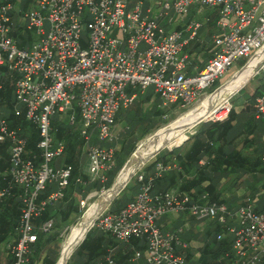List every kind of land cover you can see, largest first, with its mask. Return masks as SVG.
<instances>
[{"label": "built area", "instance_id": "1", "mask_svg": "<svg viewBox=\"0 0 264 264\" xmlns=\"http://www.w3.org/2000/svg\"><path fill=\"white\" fill-rule=\"evenodd\" d=\"M32 1L34 6L22 16L26 28L36 37L30 45L19 46L11 34L15 6L9 0H0V68L15 74V99L25 106L27 119L38 129L40 150L39 161L35 155H26V138L19 129L9 127L0 106V142L9 143V166L4 174L10 177L9 185L0 188V202L13 186H19L23 205L17 238L7 245L13 255L11 264L28 263L38 235L52 230L51 218L39 227L33 220L47 203L64 196L69 182L70 165H50L55 158L64 156L66 150L64 140L53 136L52 117L56 111L74 124L77 110L89 172L92 179L105 182L114 149L94 144L91 139L114 140L117 113L137 97L135 92H127L128 87L143 92L153 85L160 108L185 106L211 95L214 89L207 90L239 58L246 57L243 68L258 53H264V0H162L158 15L150 19L141 15L140 2L127 9L128 0ZM192 4H197L198 10L218 7L219 17L210 58L195 74H188L187 54L182 53L187 40L181 31L166 30L158 18L167 14L169 8L184 16ZM45 22L47 30L43 28ZM199 26L198 21H189L191 37ZM84 28L87 38L82 36ZM3 73L0 70V91ZM257 74H261L264 86V59L250 78ZM253 107L254 115L264 120V88L255 97ZM231 108L228 103L216 107L213 116L205 120H223ZM223 111L225 114L218 116ZM261 160L264 161V151ZM164 169L165 166L158 165L147 178L139 169L135 173L139 183L135 196L116 211L105 209L91 226L120 242H128L131 237L143 238L146 264H194L178 251L188 247L181 238L187 224L170 232L158 224L164 215L186 212L197 220H216L226 226L217 239L228 234L233 237L236 264L261 261L264 204L259 206L255 199L246 198L236 210H230L225 203L209 199L207 192L195 197L178 189L153 192L154 181ZM76 181L81 182L79 177ZM48 183H55L57 189L38 201ZM140 257L141 252L136 251L134 259ZM99 264L114 261L106 257Z\"/></svg>", "mask_w": 264, "mask_h": 264}, {"label": "trees", "instance_id": "2", "mask_svg": "<svg viewBox=\"0 0 264 264\" xmlns=\"http://www.w3.org/2000/svg\"><path fill=\"white\" fill-rule=\"evenodd\" d=\"M10 1L13 2V0ZM28 2L29 1L24 4V10L28 7ZM13 36L16 38L18 45L23 46V36L18 35V33H13ZM0 70L1 72H4L1 76L3 89L0 91V106L2 116L7 120L10 128H19V132L26 138V155L30 157L32 155H35L36 160L39 161L40 150L37 147V143L39 141L38 129L30 120L27 119L25 106L19 108L17 100L15 98V100L11 99L12 94L14 95L15 89V74H9L8 72H5L4 67L0 68ZM258 92L259 91L252 94L251 96H248L245 99L243 108L239 113H237L234 106H232L228 113V116L225 119L215 121L209 120L203 122V126L200 131L193 134L188 139L191 140L190 148L184 155V157L179 158L178 156L179 165L184 168V171L186 173L187 168L196 169L192 178H186L183 180L184 182L179 186L181 191L183 190L190 194H193L191 192L192 190H195V192L198 193L207 192L209 195V199L212 198L211 200H217L220 203H225L228 208H231L233 207L234 202L228 203V200L224 197L221 198L220 195L225 193L224 191L229 189V192H231V189L234 188L235 184L243 177L244 174L264 175V161L261 160V153L264 151V140L262 139L264 126L260 124L258 120H256L253 113V102ZM147 101H150V96H142L137 101L135 100L131 104L135 105L133 111L135 112V114L133 116H129L130 121L132 120L133 122L135 120L134 122H136L139 121V119L142 120V118L145 117L149 112L154 118L161 115L162 111L158 106L159 99L155 98L151 104L150 109H146L145 111L143 110L142 106ZM16 111H19V113L17 114ZM78 118V125L80 126V117L77 110L75 112L74 124H70L67 120H64L63 122L58 124H56L55 121H52L54 138L64 140L66 145L64 163L71 166V174L66 188L73 182H78L76 181V179L78 178L80 173L79 158L83 147V139L81 138L77 127L72 126L76 125ZM137 128L138 126H136V129ZM148 130L149 129L145 130L143 133H146ZM133 136L134 135H132V142L131 138L124 140L123 143L121 142L122 148L120 151L125 150V153H128L130 149H132L133 146L131 144H133ZM6 144V141L0 142V172L6 171L9 166V160L8 162L6 161V153L8 149V144ZM201 158H205L206 161L203 166L198 167L197 163ZM119 169L117 170L115 175L118 173ZM232 174H235V176L232 177ZM121 175L118 177V179L121 177ZM165 176L156 178V183L158 184V186H163V179H165ZM169 179V184L163 186L165 189H169L170 187L174 186V184H176L175 175H172ZM134 181V185L138 187V182L136 181V179ZM227 181L229 185H225L227 184ZM204 182H208V184L205 186ZM9 183L10 177L8 175L0 177V188L8 186ZM111 184L112 182L105 187L108 188ZM250 188V195L254 196L255 193H253V191L255 188H253L252 185L250 186ZM51 189L52 185L48 183L42 194H39L38 201L46 199L52 192ZM98 189H100V186H98ZM20 192L21 190L19 186H13V188L10 190V194L5 196L0 202V247L1 245L6 243V245H8L11 238H17L16 228L19 224L23 206L22 201L19 197ZM245 197L243 198L241 203L246 199ZM116 200L117 198H115L111 203V211L117 210L121 207L118 205L117 208H114V202ZM49 205L50 203H47L44 209L39 214L40 217L37 220L38 222H44L49 219ZM79 211L80 207H70L67 214L63 216V220L70 219V213L77 214ZM35 219L33 220L34 224ZM209 222L210 224L207 225L208 227L202 240L203 244L198 248L199 256L196 258L197 264L233 263V237L228 234L224 238L218 240L217 234L225 231L226 226L216 220H209ZM53 229L54 226L52 230ZM60 233L61 232L59 231V228L56 231L52 232L44 240L41 247H37L35 252H33L32 255H29V264H35L36 255L38 254V252L41 251L43 247H45L46 245L48 246L49 244L50 246L47 248L44 257L42 258V264H55L59 253L57 245L56 248H54V245L57 243L56 241L58 240ZM110 236L111 235H108V233H105L99 228H91L86 233L83 240L80 241V243L79 240L82 235L73 243L74 247L68 258L69 261H67V264L104 263L105 258L108 254V247L110 246V243L112 241V236ZM145 247L146 245L143 238L131 237L128 242L122 243L120 245V248L114 255H112L111 259L114 261V264H135L133 262L135 252L140 251V260H143ZM6 248L7 256L4 264H11L13 255L10 253L8 246ZM186 249V259L190 260L193 258L194 252H192L191 248ZM258 264H264V257Z\"/></svg>", "mask_w": 264, "mask_h": 264}, {"label": "crops", "instance_id": "3", "mask_svg": "<svg viewBox=\"0 0 264 264\" xmlns=\"http://www.w3.org/2000/svg\"><path fill=\"white\" fill-rule=\"evenodd\" d=\"M27 1H29L28 7L24 10L23 9L24 4ZM161 1L162 0H128L127 9L133 8V6L135 4L140 2L141 15L144 16L145 18L150 19V18H154L158 15ZM12 3L15 6V10L12 12V26L13 27H12L11 34H12V36H13V33H18V35H20V36L22 35L24 38L23 39L24 40L23 46H28L34 41V35L32 34L33 32L31 30H28L26 28L25 20H24L22 14H23V12L27 11L28 9H30L34 6L33 1L32 0H13ZM218 17H219L218 7H204L202 10H198L197 4H192L189 8L188 13L184 16L177 15L172 10V8H169V9H167V14L158 18V22L166 30L181 31L183 38L187 40V42L183 46L182 53L187 54V59H186L187 68L186 69H187L188 74H195L199 69H201L203 67V65L206 63V61L210 58L212 49L214 47L213 38H214V35L217 33L216 21H217ZM191 20H196L200 23V26L197 30V33L193 37H191L192 36L191 31L188 30V28H187V25H188L189 21H191ZM250 80L251 79H249L245 84H247ZM253 88L254 87L249 89V90H251V91H249L250 92L249 96H251L252 94L259 91L257 93V95L255 96V97H257L258 95H260L262 93L264 86H263L262 82H260L259 85L255 88V90H253ZM244 98L245 97H243V99ZM136 99H137V97L135 98V100ZM159 102H160V99H159ZM128 107L123 109V110H127ZM234 108H235V111L237 113H239L241 111V109L243 108V104L235 106ZM1 113H2V111H1ZM238 117H239V115H238ZM254 117L256 118V120H258V122H260V124H262L264 126V120L257 118L255 115H254ZM63 120H65V118ZM119 120H120V110L116 115L114 126H116V124H119ZM202 126H203V123L198 124V126L196 127V129L194 131V134L197 133L198 131H200ZM116 132H117V133H115L116 137L114 138L113 141H99V140H97L96 137H93L91 139V142L94 144H98L100 146H104V147H112L114 149V155H115V152L120 151L122 148L121 144H120V135H121L120 129L116 130ZM262 135H263L262 139L264 140V132ZM188 139L185 140L182 144H180V145L178 144L179 146L174 145L176 147H174L172 149L167 148L165 150H161L162 152L159 151L144 166L143 171L145 172L146 178L151 176L153 173H155V171L158 168V165L165 166V169L161 172V175H160V178L164 177L166 175L165 179H163V186H166L167 184H169V182H170L169 178L172 175L173 176L175 175L176 184H174V186L170 187L169 189H165L163 186H158V184L156 183V180H155L154 181V187L152 189L153 192H155V191H167V190H173V189L180 190L179 186L181 185V183L184 182L183 180L186 178H192V176L194 175L196 168H193V169L187 168V173H186L184 171V168H182L179 165V160H178V156H179V158L184 157V155L187 153V151L190 148L191 140H188ZM138 140L139 139H136L135 135H134L133 136V144H131L133 146L132 149H130V151L128 153H125V157L122 160L119 161L118 158L115 159L110 170H108L106 172H111L113 167L116 168V172L120 167L122 168V166L126 162L127 158L134 151ZM7 144L6 145L8 146L7 147L8 149H7V153H6L7 154L6 161L8 162V160H9L8 159L9 158V143L7 142ZM156 159H158V160H156ZM79 160H80V163H79V170H80L79 172L80 173H79L78 177L80 178L81 182H73L70 186H68L64 190V196L62 198L58 199L57 201H55L53 203H50V205L48 207V214H49V219L51 218L53 220L54 229L51 230L49 233H46V234L40 233L38 235L37 241L34 244H32V246H31V249L33 250L32 252H35L37 247H41L44 240L52 232L56 231L58 228L59 229L62 228L63 224H65L69 221H72L74 219V217L77 214L76 213H70L69 214L70 219H67V220L64 219L63 220V216H65L67 214L70 207H73V206L79 207V202L83 200V197L86 198L91 192H93V191L97 192L99 190L101 191L104 188H106L105 185H100V189H98V187L95 189L91 188L93 184L95 186H99L98 184L101 183V180L92 179V175L89 172L88 158H87L85 151L83 150V147H82V151H81V155H80ZM205 161H206L205 158H201L198 161L197 166L198 167L203 166ZM55 165L56 166L66 165L64 163V158L61 161H54V166ZM120 169H119V171H120ZM4 172H0V177H3L5 175ZM117 174L114 176L115 178H116ZM246 175H252V174H244L243 176H246ZM232 176H235V174H232ZM242 179H243V177H242ZM112 183H113V181H112ZM50 184L52 185V189H51L52 192L55 191L57 189V185L55 183H50ZM102 184H104V183H102ZM207 184H208V182H204L205 186ZM225 185H229V184H225ZM0 186H1V184H0ZM138 187H139V183H138ZM234 188H235V186H234ZM234 188H232L233 191L235 190ZM232 189H231V191H232ZM229 191H230V189L224 191L225 193L221 194L220 197L221 198L224 197L225 199H227L228 203L229 202L235 203V201H238L241 203V201L243 200L242 198L244 196V194H242L243 192L241 191V193H240L237 191L232 196H229L230 195ZM42 192H41V194H42ZM191 192L193 194H190V193L189 194L194 196V197L201 194L200 192L199 193L195 192V190L194 191L192 190ZM254 199L256 200V198H254ZM256 202L258 203L259 206H262L264 204V200H261V202H260V199H259V200H256ZM114 211H116V210H114ZM39 217L40 216H38L35 219V225L37 227H39V225L43 222V221H40V222L37 221ZM208 220H210V219H208ZM201 221L202 220H197L185 212L184 213L181 212L178 214H167V215L160 217L158 220V224L160 225L162 230H164L165 232L174 231L180 225H182L184 223L187 224V228L181 234V238H182V240H184L188 243L187 248H191L192 252H194L193 258L190 259V261H192L196 264H197L196 258L199 256L198 248L202 246V244H203L202 240L205 236V232H206V229L208 227L207 225L210 224L209 221H207L206 223L203 222L204 226L199 227ZM111 240L112 241L110 243V246L108 247V254L106 256V257H110V258L112 257V255H114L118 251V249L120 248V245L122 243H125V242H120L113 237H111ZM14 241H15V239L11 238L9 243H11V242L13 243ZM6 244L1 245V247H0V264H4L6 261V256H7V248H6L7 245ZM49 246H50V244L48 246L46 245L45 247H43L41 249V251L38 252V254L36 255L35 264H42V258L44 257L46 250ZM178 251L186 257L187 249H179L178 248ZM140 259L141 258L134 259L133 262L135 264H143V263L146 264L147 263L145 254H144L143 260H140ZM28 264H29V261H28ZM55 264H56V262H55ZM231 264H236L235 258H234V262Z\"/></svg>", "mask_w": 264, "mask_h": 264}, {"label": "rangeland", "instance_id": "4", "mask_svg": "<svg viewBox=\"0 0 264 264\" xmlns=\"http://www.w3.org/2000/svg\"><path fill=\"white\" fill-rule=\"evenodd\" d=\"M43 28L45 30L48 29L47 22H45ZM87 34H88L87 29L84 28L83 31H82V36L85 37V38H87ZM35 37L36 36L34 35V39H35ZM245 60H246V57L239 58L231 66V68L226 72V74L224 76H222L221 78H219L214 83V85L207 90V92H209V91L217 88L220 84H223L227 80H229L234 75L235 71H237L238 69H240L242 67V65L245 62ZM250 79L251 80L247 84L242 85L236 92H234L233 94H231L229 96V98L227 99V103H228L229 106L232 105V106L235 107V106L244 104V100L250 95V92L249 91H251V90H249V89H251L252 87H254L253 90H255V88L259 85V83L262 82L261 74L254 75V77L253 78H250ZM127 92L128 93L135 92L137 94L136 101L140 97H142V96H150V101L145 102L143 104V106H142L143 107V110H145V111H146V109L147 110L150 109L151 104H152V102H153V100L155 98H159L158 94L155 93V90H154V86L153 85L149 86L143 92H141V90L139 88L128 87L127 88ZM243 97H245V98L243 99ZM14 98L15 97L12 94L11 99L12 100H15ZM203 99H204V96L200 100L196 101L195 103H192V104H189V105H185V106H179V105L178 106L177 105L174 106V105H171V106H168L167 108H160L161 111H162V113H161V115L159 117H155L154 118L151 115V113L149 112L145 117L142 118V120L139 119V121H136V122H134L135 120L133 122H132V120L131 121L129 120V116L130 115L133 116L135 114V112H133L135 105L134 104L133 105H130L128 107L127 111L126 110H123V109L120 110V120H119V124H116V126L113 127V132L115 134V133H117L116 130H119L120 129V134H121L120 135V144H121V142L123 143L124 140L129 139V138H131V142H132V135H135V138L136 139H139L138 142H137V144H136V146H135V149H134V151H135L138 148V144L141 143L143 140H145L148 136H150L151 134H153L158 129L166 126L167 124H169L171 122H173L174 120H176L177 118H179V116H181L185 112H187V111L191 110L192 108H194ZM18 104H19L18 105L19 108L24 107V105L22 103H18ZM223 114H224V111L219 116H222ZM63 119H64V114H61L58 111H56L55 114L52 117V121H55L56 124L63 122L64 121ZM203 122L204 121H202L201 123H203ZM78 124H79V118H78V121H77L76 125H72V126L77 127V130L79 131L80 126ZM135 124H136V126H138L137 129H136ZM197 126H198L197 124L194 125V127L188 133H186L185 135H182L180 138H178L177 140H175L172 144H168L167 146H165L161 150L167 149V147H174V145L180 144L182 142V140L184 139V136L190 138L194 134V131H195V129H196ZM128 128H130V129H128ZM147 129H149V130L146 133H143ZM132 153H131V155H132ZM131 155L127 158V160L130 159ZM124 157H125V150L124 151L115 152V155L113 157L112 164L114 163V160L115 159L118 158L119 161H120ZM63 158H64V156L55 158L54 160H52L50 162V165L51 166H54V161H61ZM151 159H149V161ZM144 166H142L141 168H144ZM141 168H139V169H141ZM138 170H136L134 172V174L131 176L130 180L127 182L126 186L115 197V198H117V200L114 202V208H117L118 205L122 207L123 205H125L129 201V199H131L132 197H134L135 194L137 193L138 187H136V185H134L135 184V181L134 180H135V173ZM115 172H116V168L115 167L112 168L111 172H105V174H106V181L105 182L104 181H101V183H99L98 185L99 186L100 185H105L106 186V185L110 184L112 181H114L115 180V177H114ZM228 181H227V184H228ZM119 182H120V178L118 179L117 184L115 186H117ZM102 183H104V184H102ZM251 185L253 186V188H255L254 191H253V193H255L254 196L250 195L251 188H252V187L250 188ZM263 185H264V175L263 174L253 175V176L252 175H246V176H243V179L241 178L235 184V188H234L235 190L233 191V189H232V191L229 192V194H230L229 196H232L237 191L240 192V193L242 191L243 192L242 194H246V195L243 196V198L246 196L245 198H250V199L256 198V200H259V199L260 200H264V188H263ZM94 187L97 188L98 186L92 185L91 188L93 189ZM112 188H113V186L110 187V188L109 187L108 188H104L101 191L100 190L97 191V192L93 191L86 198L83 197V200L79 202L80 211L77 213V215L74 217V219L72 221H69V222L63 224L62 228L59 229V231L61 233H60V236H59L58 240L56 241L57 243L54 245V248H56V245L58 247L59 256L57 258V261L60 258V255H61V252H62V243H63L65 237L69 236L77 228V226H78V224L80 222V219H81L84 211L93 203V201L95 200L96 197H98V195H103L107 191H110ZM239 205H240V202L235 201V203L233 204V207H231L229 209L230 210H236ZM110 206H111V204L110 205L107 204L105 206V208H103V210L109 209ZM207 221H209V220L208 219H203L201 221L199 227L200 226H204L203 225V222L206 223ZM92 223H93V221H92ZM92 223L90 224V226L92 225ZM184 224H182V225H184ZM234 224H235V222H234ZM182 225H180V226H182ZM90 226H88V228ZM73 247H74V245L70 246V249L67 252L66 259H65L66 263H67V261H69L68 258H69L70 254L72 252ZM32 251L33 250L31 249L29 255H32V253H33ZM25 264H28V263H25Z\"/></svg>", "mask_w": 264, "mask_h": 264}, {"label": "bare ground", "instance_id": "5", "mask_svg": "<svg viewBox=\"0 0 264 264\" xmlns=\"http://www.w3.org/2000/svg\"><path fill=\"white\" fill-rule=\"evenodd\" d=\"M263 59L264 53H258L248 62L246 66L235 72L233 77L227 80L214 93L205 97L198 105L179 116V118H177L173 122L158 129L153 134L148 136L145 140L138 144V148L135 151V156L137 158L149 157L151 153L155 150L165 147L168 144H172L182 135L188 133L194 127L193 125L197 123L200 119H207L209 117H212V110L219 106H226L227 99L229 98V96L236 92L242 85H244L249 80V78L254 74L259 65L262 63ZM201 122H199L198 124H200ZM185 138L186 137L184 136V139ZM134 172L135 165L130 162L128 165L125 166V168L120 172V174L116 176L115 180L110 186H113V188L110 191H107L105 194L98 195V197L95 198L93 203L84 211L80 222L74 232H72L69 236L65 237L62 243V252L60 258L56 262V264H67L65 259L67 252L70 249V246H72L73 243L81 235L82 237L80 238L79 242L82 240L86 231L88 230L87 228L89 224H91L93 219L95 218L97 210L101 207L105 208V206L109 204L108 199H111L112 195H117L122 190V188L131 178V176L134 174ZM120 175V182L117 186H115Z\"/></svg>", "mask_w": 264, "mask_h": 264}, {"label": "water", "instance_id": "6", "mask_svg": "<svg viewBox=\"0 0 264 264\" xmlns=\"http://www.w3.org/2000/svg\"><path fill=\"white\" fill-rule=\"evenodd\" d=\"M244 67V66H243ZM242 69V68H241ZM240 70V69H239ZM233 77V76H232ZM231 77V78H232ZM230 78V79H231ZM224 84V83H223ZM223 84H220L217 88H215L214 89V91L212 92V93H214L218 88H220V86H222ZM201 121H206L205 119H200L197 123H195L194 125H196V124H198L199 122H201ZM193 125V126H194ZM188 139V137H186L180 144H182L185 140H187ZM179 144V145H180ZM179 145H176V146H179ZM176 146H174V147H176ZM174 147H167L168 149H172V148H174ZM164 147H162V148H159V149H157V150H155L154 152H152L151 153V155L149 156V157H146V158H137L136 156H135V151L137 150H135L133 153H132V155H131V157H130V159H128V160H126V162L124 163V165L122 166V168L120 169V171L118 172V174H117V176L120 174V172L125 168V166L126 165H128L130 162H132V164L133 165H135V171L136 170H138L139 168H141L142 166H144L148 161H149V159H151V158H153L161 149H163ZM130 180V179H129ZM127 184V183H126ZM126 184H125V186H126ZM124 186V187H125ZM123 187V188H124ZM122 188V189H123ZM117 195H112V197H111V199H108V202H109V205L111 204V202L113 201V199L116 197ZM104 210H103V207H101V208H99L98 210H97V212H96V214H95V218L93 219V222H94V220L98 217V215L100 214V213H102ZM93 224V223H92ZM89 226H90V224H89ZM91 227L92 226H90L89 228H88V230L86 231V233L91 229ZM86 233H85V235H86ZM85 235H84V237H85ZM83 237V238H84ZM83 238H82V240H83Z\"/></svg>", "mask_w": 264, "mask_h": 264}]
</instances>
